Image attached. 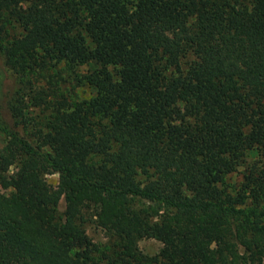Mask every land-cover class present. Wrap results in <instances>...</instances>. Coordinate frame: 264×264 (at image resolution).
I'll return each instance as SVG.
<instances>
[{
	"label": "trees",
	"instance_id": "1",
	"mask_svg": "<svg viewBox=\"0 0 264 264\" xmlns=\"http://www.w3.org/2000/svg\"><path fill=\"white\" fill-rule=\"evenodd\" d=\"M0 52V264H264V0H0Z\"/></svg>",
	"mask_w": 264,
	"mask_h": 264
},
{
	"label": "rangeland",
	"instance_id": "2",
	"mask_svg": "<svg viewBox=\"0 0 264 264\" xmlns=\"http://www.w3.org/2000/svg\"><path fill=\"white\" fill-rule=\"evenodd\" d=\"M0 70L2 71V90H1V96H0V104L2 106L4 117L7 120V122L11 123V113H10V107L15 102V98L17 96L18 88L20 87L17 76L15 73L9 69L8 66L4 64V56L0 52ZM81 92V91H80ZM82 94V93H81ZM84 94V93H83ZM88 93H85L87 95ZM31 114L34 116H42L44 115V111L41 108H32ZM7 140V135L0 130V147H2ZM16 169L15 166L11 168V171H14ZM243 171V167H240L239 170L233 174L230 175L229 181L232 183L238 182L242 178L241 172ZM47 179L53 186H57L59 182V174L48 172ZM12 189H4L3 191L8 194L11 192ZM66 208V201L65 198H62L58 210L60 214H63ZM85 229L88 233V235L91 237V239L100 244H104L108 242V236L102 228H100L92 215L89 216L88 220L84 224ZM140 249L143 251V253L147 255H155L157 254L161 247L162 243L161 241L155 239V238H143L139 241Z\"/></svg>",
	"mask_w": 264,
	"mask_h": 264
}]
</instances>
